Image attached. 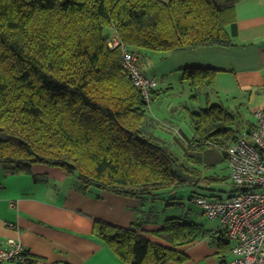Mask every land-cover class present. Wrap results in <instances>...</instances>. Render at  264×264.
Wrapping results in <instances>:
<instances>
[{"label": "trees", "instance_id": "16d2710c", "mask_svg": "<svg viewBox=\"0 0 264 264\" xmlns=\"http://www.w3.org/2000/svg\"><path fill=\"white\" fill-rule=\"evenodd\" d=\"M235 26V0H0V167L12 173L36 164L59 167L83 193L99 188L143 202L164 200L159 191L190 182L179 168L199 186L202 158L182 156L155 132L159 120L150 105L165 90L154 86L148 101L126 73L123 51L126 46L141 60L143 50L232 46ZM182 72L193 99L210 95L216 69ZM240 117L207 98L191 112L189 149L226 144V156L228 143L255 126L248 121L235 134ZM197 197L225 198L211 192L190 200ZM144 222L142 216L129 227L96 220L93 234L127 264L183 263L188 255L180 247L205 237L218 246L219 264H230L223 228L209 229L189 212L168 216L156 232L171 243L166 246L145 236ZM22 254L24 260L10 262L39 264L25 247Z\"/></svg>", "mask_w": 264, "mask_h": 264}, {"label": "crops", "instance_id": "0c3cea01", "mask_svg": "<svg viewBox=\"0 0 264 264\" xmlns=\"http://www.w3.org/2000/svg\"><path fill=\"white\" fill-rule=\"evenodd\" d=\"M235 19L234 45L169 52L177 57L179 71L187 67L216 69L208 100L212 102L211 96H215L214 103L241 114L247 109L252 112L255 107L264 104V0H235ZM158 112L159 109L154 114L159 120ZM155 132L168 143L173 145L175 141L184 149H189L194 137V129L193 133L191 129L188 132L180 129L175 135L162 127L160 120ZM75 182L76 178L62 168L44 164L34 165L28 173H12L2 168L0 247L9 239H14L39 264H127L94 236L93 227L96 220L129 227L137 216L145 220L142 228L148 239L171 246L156 234L163 229L168 217L165 212L160 213L158 200L143 202L141 198L99 188L83 193L75 187ZM142 207L144 212L140 210ZM191 214L190 211L189 217L195 220ZM221 228L219 222L216 229ZM180 249L188 255V260L167 264H219L218 246L208 237Z\"/></svg>", "mask_w": 264, "mask_h": 264}, {"label": "built area", "instance_id": "2783aa9c", "mask_svg": "<svg viewBox=\"0 0 264 264\" xmlns=\"http://www.w3.org/2000/svg\"><path fill=\"white\" fill-rule=\"evenodd\" d=\"M119 44L115 41L114 45ZM124 68L135 86L149 101L155 86L143 71L138 55L124 47ZM257 119L250 132L231 142L226 149L230 178L235 191L209 200L195 198L207 218L218 220L232 244L230 264H264V104L252 111ZM23 245L14 239L0 247V264L24 260Z\"/></svg>", "mask_w": 264, "mask_h": 264}, {"label": "rangeland", "instance_id": "374dc122", "mask_svg": "<svg viewBox=\"0 0 264 264\" xmlns=\"http://www.w3.org/2000/svg\"><path fill=\"white\" fill-rule=\"evenodd\" d=\"M169 1V0H163ZM143 71L151 78L155 79L156 89H164L157 100L152 101L150 108L153 115L154 111L159 109L158 118L161 121V126L169 129L176 135L180 129L183 131L192 130L191 112L199 111L204 107L208 96L205 94L198 95V99H193L194 94L190 87L189 81L182 79L183 72L179 71V63L177 57L172 56L168 52H158L152 50H143L141 58ZM212 102H216L215 96H211ZM164 103H163V101ZM264 100V97L263 99ZM163 103V104H162ZM167 107L169 109L165 110ZM241 113L240 125L234 128L235 134L241 135L247 128L248 121L257 122L254 114L247 109ZM156 118V116H155ZM157 119V118H156ZM243 120V121H242ZM170 124V126L166 125ZM173 141V137L171 142ZM231 142V141H230ZM229 145V143H228ZM226 144H210L206 149L201 151H192V154L202 158L200 166L201 182L199 186L193 185L191 182L178 186L177 188H168L159 191L157 203L160 207V213L165 212L166 216H180L185 215L183 212H192V216L197 222H201L209 229H216L218 227L217 220L208 219L203 213L202 208L190 198L194 193L209 195L211 192L217 196H229L235 190L230 178V167L225 156ZM173 147L182 155L186 156L191 150L184 149L182 146L173 141ZM2 171V168H0ZM210 188V189H209ZM232 191V192H231ZM212 241V238L210 239ZM233 243L231 242L230 245ZM231 259V257H229ZM229 259V260H230ZM4 264H16L14 262H5Z\"/></svg>", "mask_w": 264, "mask_h": 264}, {"label": "water", "instance_id": "95a60500", "mask_svg": "<svg viewBox=\"0 0 264 264\" xmlns=\"http://www.w3.org/2000/svg\"><path fill=\"white\" fill-rule=\"evenodd\" d=\"M178 174L184 181L195 182L197 180L195 176H192L191 174L186 173L182 168L178 169Z\"/></svg>", "mask_w": 264, "mask_h": 264}]
</instances>
